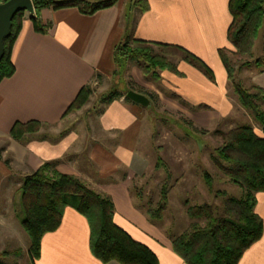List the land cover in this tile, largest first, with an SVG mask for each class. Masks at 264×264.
Listing matches in <instances>:
<instances>
[{
  "label": "crops",
  "instance_id": "0c3cea01",
  "mask_svg": "<svg viewBox=\"0 0 264 264\" xmlns=\"http://www.w3.org/2000/svg\"><path fill=\"white\" fill-rule=\"evenodd\" d=\"M147 2L150 10L146 13L130 9L127 0H118L114 7L93 16L74 8L43 10L39 18L48 27L46 34L35 31L30 20L33 15L26 13L12 50L15 74L0 84V148L7 144L6 156H12L17 172L23 170V175L34 174L44 165L54 163L55 173L82 180L88 177L90 188L112 199L116 226L151 250L159 264H186L174 252L173 239L155 228L135 208L131 197V182L144 162L137 148L139 131L135 130L136 110L140 106L121 100L106 107L100 118L102 128L118 136V143L106 151L93 148L88 160L93 167L85 171L76 163L80 153L73 152L74 142L35 138L19 142L10 137L16 123H59L81 89L90 85L96 75H113L115 49L126 36L177 46L203 61L214 73L215 83L183 61L177 62V73H164L163 79L191 107H204L202 113L208 122L229 118L233 106L227 96L229 81L219 51L231 46L230 0ZM261 39L264 61V28ZM252 84L264 89L263 68L253 75ZM251 126L256 135L264 138L259 123ZM254 213L264 224V193L256 195ZM27 257L30 264H103L91 252L87 219L72 208L65 209L60 227L44 236L40 257L33 262L29 250ZM2 262L6 264L5 257ZM239 264H264V233Z\"/></svg>",
  "mask_w": 264,
  "mask_h": 264
},
{
  "label": "trees",
  "instance_id": "16d2710c",
  "mask_svg": "<svg viewBox=\"0 0 264 264\" xmlns=\"http://www.w3.org/2000/svg\"><path fill=\"white\" fill-rule=\"evenodd\" d=\"M117 3L118 0H33L35 14L30 20L37 33L46 34L48 27L39 18L43 10L74 8L83 15L93 16ZM127 4L130 9L142 13L150 10L147 0H127ZM229 10L232 23L228 40L237 51L249 54L264 28V0H230ZM23 15L19 13L15 16L11 36L5 41V55L0 63V84L15 74L11 56L21 31L20 18ZM164 50L178 52L181 61L199 71L210 82H216L212 70L188 51L173 45L137 41L130 36H126L115 49V68L130 62L143 64L149 69L177 73L176 67L163 59ZM224 51L220 50L219 56L228 78L232 80V70ZM257 65L264 70L263 59L258 60ZM234 88L241 105L251 112L264 132V110L260 108V104H264V89L253 85V93H250L240 85ZM132 90L136 91L134 88ZM137 92L146 95L152 102L158 98L156 95ZM90 95V86L87 85L81 89L65 114L81 109ZM119 97L117 92H113L102 103L110 105ZM189 125L192 123L189 122ZM34 126L38 128L40 123H16L10 137L20 142L25 135L35 132L32 129ZM216 154L230 165L224 169L225 174L241 188L243 195L240 200L228 201L226 217L214 216L207 206L189 209L191 219L204 220L205 223L192 224L188 232L173 240L174 252L186 264H239L244 253L263 237V220L254 213V208L256 195L264 193V138L256 135L252 126H240L225 135V144L216 150ZM21 203L24 212L21 225L30 239L29 253L33 262L40 257L44 236L55 232L61 225L65 209L72 208L87 219L91 252L103 264H159L151 250L115 225L112 199L91 190L77 177L55 173L52 167L45 165L24 178ZM1 256L0 264H4Z\"/></svg>",
  "mask_w": 264,
  "mask_h": 264
},
{
  "label": "rangeland",
  "instance_id": "374dc122",
  "mask_svg": "<svg viewBox=\"0 0 264 264\" xmlns=\"http://www.w3.org/2000/svg\"><path fill=\"white\" fill-rule=\"evenodd\" d=\"M25 18L26 13L20 18L21 23ZM261 34L262 31L249 54L240 53L232 45L224 51L232 70L227 96L233 110L227 119H215L210 123L202 113L204 107H191L178 97L163 79L164 73L170 75L172 71L149 69L143 64L128 62L115 68L110 78L96 75L89 85L91 95L81 109L65 114L55 125L32 127L35 132L23 139L74 142L73 152L80 153L76 160L78 168L89 170L93 167L88 164L93 148L106 151L118 143V136L114 137L102 128L100 118L108 106L102 103L103 100L117 92L120 97L115 101L131 103L126 94L132 88L136 92L156 95L158 98L152 102L151 108H136L137 148L144 162L142 170L131 182L130 192L135 208L165 237L177 239L188 232L192 224L205 223L204 220L191 219L189 209L207 206L214 216L226 217L228 201L242 198L241 188L225 174L224 169L230 165L216 154V150L224 146L225 135L230 131L258 123L241 105L234 86L240 85L253 93L252 77L260 71L257 61L263 55ZM163 52V59L171 66L176 67L181 61L178 52ZM261 104L260 108L264 110V104ZM6 151L5 143L0 148L1 260L5 257L6 264H30L27 257L30 239L21 225L24 218L21 187L24 178L32 174L23 175V170L17 172L12 156H6ZM46 165L53 167L54 163ZM79 180L90 188L88 177Z\"/></svg>",
  "mask_w": 264,
  "mask_h": 264
},
{
  "label": "water",
  "instance_id": "95a60500",
  "mask_svg": "<svg viewBox=\"0 0 264 264\" xmlns=\"http://www.w3.org/2000/svg\"><path fill=\"white\" fill-rule=\"evenodd\" d=\"M19 13L34 14L33 0H8L0 3V63L5 55V41L11 36L13 19ZM126 99L144 109L152 106L149 97L133 90L126 94Z\"/></svg>",
  "mask_w": 264,
  "mask_h": 264
},
{
  "label": "built area",
  "instance_id": "2783aa9c",
  "mask_svg": "<svg viewBox=\"0 0 264 264\" xmlns=\"http://www.w3.org/2000/svg\"><path fill=\"white\" fill-rule=\"evenodd\" d=\"M5 1H6V0H2V2H1V3H5Z\"/></svg>",
  "mask_w": 264,
  "mask_h": 264
}]
</instances>
